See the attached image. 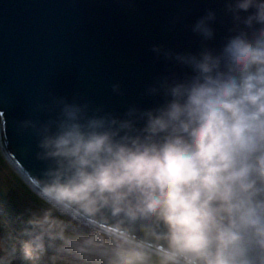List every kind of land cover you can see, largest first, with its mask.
I'll return each mask as SVG.
<instances>
[{
	"label": "clouds",
	"instance_id": "clouds-1",
	"mask_svg": "<svg viewBox=\"0 0 264 264\" xmlns=\"http://www.w3.org/2000/svg\"><path fill=\"white\" fill-rule=\"evenodd\" d=\"M227 2L246 31L165 51L191 73L152 87L157 106L88 115L53 95L47 119L18 121L38 138L42 206L0 231V264H264V0ZM214 19L193 31L212 38Z\"/></svg>",
	"mask_w": 264,
	"mask_h": 264
},
{
	"label": "water",
	"instance_id": "water-1",
	"mask_svg": "<svg viewBox=\"0 0 264 264\" xmlns=\"http://www.w3.org/2000/svg\"><path fill=\"white\" fill-rule=\"evenodd\" d=\"M209 11L206 39L193 26ZM238 30L246 31L227 0H0L2 152L25 181L40 177L38 138L18 121L47 119L53 95L86 105L88 115L155 107L163 96L152 87L191 73L165 51L218 52Z\"/></svg>",
	"mask_w": 264,
	"mask_h": 264
},
{
	"label": "rangeland",
	"instance_id": "rangeland-1",
	"mask_svg": "<svg viewBox=\"0 0 264 264\" xmlns=\"http://www.w3.org/2000/svg\"><path fill=\"white\" fill-rule=\"evenodd\" d=\"M42 206L36 193L2 152L0 144V231L19 235L30 211ZM24 238V237H21Z\"/></svg>",
	"mask_w": 264,
	"mask_h": 264
},
{
	"label": "bare ground",
	"instance_id": "bare-ground-1",
	"mask_svg": "<svg viewBox=\"0 0 264 264\" xmlns=\"http://www.w3.org/2000/svg\"><path fill=\"white\" fill-rule=\"evenodd\" d=\"M20 173V172H19ZM21 174V173H20ZM22 175V177L26 180V178L23 176V174H21ZM28 182V184H29V181H27Z\"/></svg>",
	"mask_w": 264,
	"mask_h": 264
}]
</instances>
